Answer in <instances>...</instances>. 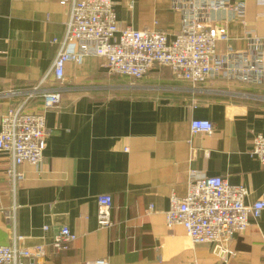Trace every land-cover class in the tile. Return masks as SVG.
Wrapping results in <instances>:
<instances>
[{"label": "crops", "instance_id": "1", "mask_svg": "<svg viewBox=\"0 0 264 264\" xmlns=\"http://www.w3.org/2000/svg\"><path fill=\"white\" fill-rule=\"evenodd\" d=\"M240 1L245 24H227L228 44L252 56V38L264 39V0ZM170 4L113 0L121 27L154 28L169 38L180 24ZM69 10L58 0H0V116L22 105L24 93L48 73ZM64 77L45 85L60 91L57 108L43 110L40 98L24 106L44 115L43 164L17 166L23 180L14 182L7 174L11 156L0 152V246L11 245L14 231L19 247H44L42 264H264V211L234 238L227 262L164 220L170 196L186 195L191 173L243 186L247 205L264 193V167L250 155L254 136L264 135L263 85L209 80L192 86L166 68L133 82L109 74L98 57L67 64ZM191 120L210 121L211 134L192 135ZM100 195L112 199L113 225L105 230L97 227ZM61 227L77 238L56 252L51 242Z\"/></svg>", "mask_w": 264, "mask_h": 264}, {"label": "built area", "instance_id": "2", "mask_svg": "<svg viewBox=\"0 0 264 264\" xmlns=\"http://www.w3.org/2000/svg\"><path fill=\"white\" fill-rule=\"evenodd\" d=\"M58 3L70 10L65 35L51 68L24 93L22 105L0 116V152L11 156L7 174L14 182L23 180V175L15 172L17 166L43 164L49 136L43 113L27 111L25 103L40 98L43 110L57 108L60 91L46 89L45 85L48 79L63 83L67 64H80L86 57L102 58L109 74L133 82L156 68H166L175 80L192 86L209 80L264 86V58L259 52L264 39L252 38V56L237 52L228 44L227 24L230 21L245 24L244 3L240 0H171V11L180 18L179 29L171 38L154 28L121 27L113 0H58ZM219 43L225 44L223 52L217 50ZM189 126L192 135H209L213 130L208 120H191ZM250 155L264 167V135L254 136ZM247 196L243 186L230 185L221 177L191 173L186 195L170 196L164 212L165 225L169 229L182 228L193 245H211L219 258L227 262L234 256L231 250L234 238L248 229L250 218L258 219L264 211V193L250 205L245 204ZM111 207L110 196L96 197L98 229L112 227ZM147 212H152V206ZM76 238L67 227H61L54 234L51 247L63 252ZM21 240L13 231L11 245L0 246V264H42L44 247H19ZM84 264H108V261L99 259Z\"/></svg>", "mask_w": 264, "mask_h": 264}]
</instances>
